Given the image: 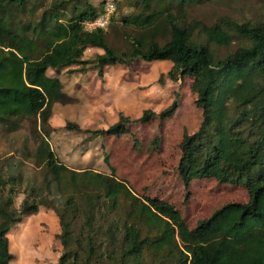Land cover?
Masks as SVG:
<instances>
[{
    "label": "trees",
    "instance_id": "16d2710c",
    "mask_svg": "<svg viewBox=\"0 0 264 264\" xmlns=\"http://www.w3.org/2000/svg\"><path fill=\"white\" fill-rule=\"evenodd\" d=\"M109 1L115 10L108 26L89 30L85 23L98 16L89 0H0V125L12 133L29 121L24 154L44 169L43 183L30 187L19 208L18 178L0 173V264L15 258L11 228L41 206L53 210L60 225L57 264H264V17L222 15L208 24L191 16L190 5L209 0H138L133 7L140 11L121 18L122 31L114 25L116 2ZM40 9L37 20L31 18ZM116 33L119 46L109 41ZM235 41L223 57L212 48ZM89 47L103 53L85 59ZM137 59L172 62L161 83L192 80L202 121L195 132L184 130L179 143L183 184L215 179L242 186L247 202H228L190 228L167 200L134 192L107 156L111 173L71 168L57 157L50 120L55 103L68 102L57 74L77 67L103 77L108 66ZM179 104L176 97L161 112L145 109L138 118L120 112L108 128L72 121L64 128L119 137L134 123L172 117ZM159 142L156 137L155 147Z\"/></svg>",
    "mask_w": 264,
    "mask_h": 264
},
{
    "label": "rangeland",
    "instance_id": "374dc122",
    "mask_svg": "<svg viewBox=\"0 0 264 264\" xmlns=\"http://www.w3.org/2000/svg\"><path fill=\"white\" fill-rule=\"evenodd\" d=\"M89 1L99 15L109 0ZM112 1L116 2L114 25L124 31L121 18L140 11L139 7H133L138 0ZM41 13L42 9L26 19L37 20ZM190 14L208 24L222 15L240 21L259 20L264 17V5L259 0H209L190 5ZM117 34L110 35L109 41L119 46L121 38ZM237 46L235 41L229 47L212 45V48L223 57ZM98 53L103 51L89 47L84 58L94 59ZM172 65L170 61L137 59L129 66H108L103 77L95 69L87 72H80L77 67L62 70L57 75L62 80L68 102L55 103L50 120L54 131L50 140L57 157L69 167L111 173L110 163L115 175L126 181L134 192L167 200L181 212L189 227L194 228L199 220L209 217L228 202H247L249 194L242 186L221 184L215 179H195L189 186H185L180 179L177 169L181 154L179 143L184 130L193 133L199 128L202 114L195 106L191 78L177 82L170 79L164 83L159 81L161 74L167 73ZM48 74L56 73L49 70ZM176 97L180 104L172 117H156L144 124L134 123L130 133L123 136L92 137L90 133H77L64 128L68 121L76 122L85 129L108 128L117 122L120 112L131 118L140 117L145 109L159 113L169 107ZM29 134L30 123L27 120L20 130L12 133H7L0 125V173L6 179L10 176L18 178V193L14 198L17 208L30 187L43 183L44 169L37 167L33 159L24 154L23 145ZM156 137L160 138L158 147L154 143ZM29 145L33 146V143ZM10 186L11 182H8L5 191ZM59 232L55 212L41 206L39 213L26 217L10 230V248L15 254L12 264H57L62 250L56 237Z\"/></svg>",
    "mask_w": 264,
    "mask_h": 264
},
{
    "label": "built area",
    "instance_id": "2783aa9c",
    "mask_svg": "<svg viewBox=\"0 0 264 264\" xmlns=\"http://www.w3.org/2000/svg\"><path fill=\"white\" fill-rule=\"evenodd\" d=\"M115 10L114 3L111 1H107L106 5L103 7L100 14L91 21H87L85 26L89 30L97 29V28H106L111 19V15Z\"/></svg>",
    "mask_w": 264,
    "mask_h": 264
}]
</instances>
